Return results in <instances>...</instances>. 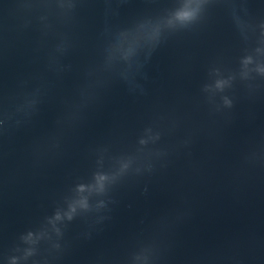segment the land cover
<instances>
[{"label": "water", "instance_id": "obj_1", "mask_svg": "<svg viewBox=\"0 0 264 264\" xmlns=\"http://www.w3.org/2000/svg\"><path fill=\"white\" fill-rule=\"evenodd\" d=\"M0 264H264V0H0Z\"/></svg>", "mask_w": 264, "mask_h": 264}, {"label": "clouds", "instance_id": "obj_2", "mask_svg": "<svg viewBox=\"0 0 264 264\" xmlns=\"http://www.w3.org/2000/svg\"><path fill=\"white\" fill-rule=\"evenodd\" d=\"M185 15H187V14H185Z\"/></svg>", "mask_w": 264, "mask_h": 264}]
</instances>
